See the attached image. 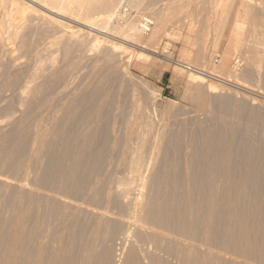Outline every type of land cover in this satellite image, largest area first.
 I'll return each instance as SVG.
<instances>
[{
    "label": "rangeland",
    "instance_id": "1",
    "mask_svg": "<svg viewBox=\"0 0 264 264\" xmlns=\"http://www.w3.org/2000/svg\"><path fill=\"white\" fill-rule=\"evenodd\" d=\"M144 1L145 0H142L139 4L140 6L138 5V8H135L136 5L132 4L131 0H117L118 4H116V8L114 7L112 10L117 12L115 13V18H113L114 20H111L113 23L110 22L109 27L107 28L102 27L94 30L81 25V20L72 15H68V18L65 17L66 19L64 17H56L60 19L62 18V20L59 19V25L57 21L52 19V16H46V22L45 18V20L40 21L35 18H30L29 15H26L27 13L17 15L14 18L15 22L12 26L14 29H12L9 28V25H11L10 22L6 23V20L8 19L5 10L8 6H6L5 3L0 7V25L4 22V25L1 26L2 28L0 27V30L2 29L1 32L3 30L5 33L7 32L6 34L0 32V35L2 36H0V39L3 38L0 40V42H2V44H0V46L2 45L0 47V64L4 63V65H0L3 69V71L0 69V78H2L0 85L2 86L4 79L6 80V84H3V88L1 89L0 87V92L3 90L7 91L6 94L3 91V95L0 93V96L3 97L0 98V230L4 229L12 234L13 231L19 227L18 221L22 212L25 209L36 208L39 203H47L49 212H56L55 214L58 215L57 217H60L63 215L61 211L65 213L71 212L70 210V212L67 211V206L70 205L69 208L72 207V211H75V208L73 207H75L74 205H78L81 208L79 210L83 211L85 207L88 208L90 205L88 203L91 201V204H96L95 206L100 202V207L107 204L109 209L110 207L113 209L112 206H114L115 203V211H113L119 217L122 215L120 217L122 219H119V217L116 219L117 216L112 217L113 220L115 219L114 221L118 222L120 225L121 231L123 230L124 232L125 228L127 229L128 224L130 223L128 220L135 214V201L133 200L135 199L136 194L143 189L140 187L141 185L144 187L146 186L145 190L147 194L152 193L154 196L156 195V192H153L152 189L155 188L154 186L158 187L159 183L161 184L159 186L164 188V190L168 187L166 189L167 191L165 190L168 194L167 196L175 195L173 192L182 188V196H187L186 194H183V192L189 190L190 192L198 191L193 199L201 200L202 198H208L207 191L212 189L211 191L214 190L213 193L219 192L225 185L223 183L225 181L223 177H225L226 174L224 173L226 171L224 157L227 158L228 167L231 169L230 178L233 186L242 190L241 195L237 194L238 196L236 197V200L240 199L241 202H245V204L250 206H248L249 210L251 208V212L246 211L248 217L245 218L249 219L248 223H260V225H257L258 227L264 225V46L262 48V32L264 33V3L262 2H264V0H245L246 2L244 0H225L223 3L214 2L213 4L211 0H204L200 3L193 2L190 4H180V6H175L172 9L166 6H161L162 4L157 2L160 0H151L152 3L156 2V5L152 4L150 0H147L150 4H147L145 3L147 1ZM125 4L127 5L125 6ZM128 4L131 5L129 6ZM117 5H119V8H117ZM124 7L127 10L124 9ZM123 13H127V15ZM159 17L165 19V25L155 37L150 38L152 36H148L150 33L148 32L142 36L143 39H140L142 41L138 40L136 43H127V40L124 39L125 32L128 28L135 25L138 26L140 21H143L145 18H151V20L156 23L160 19ZM141 18L144 19L142 20ZM122 19L125 22H123ZM28 20L29 22H32L31 25ZM61 21H63L64 24L63 22L61 23ZM45 23L49 24H46L48 26V32L45 30ZM50 24L53 25L52 28L55 26L54 29L51 28ZM61 24H63L62 28H60ZM56 25L59 26V28ZM110 26H114V28H111ZM153 27L154 24L152 28ZM26 28H29L28 31H25L27 30ZM34 28L37 29L31 30ZM40 28L42 29L40 30ZM29 30L32 31L30 37L34 32L36 34L34 37L32 36V38H29V42L30 39H32L30 42L31 44H28L27 39H25L26 41L23 40L25 37L24 32H27L28 35L30 33ZM81 30L83 32H80ZM83 34L85 35L83 36ZM48 36L53 39H50ZM28 37L29 35L25 38ZM35 37L39 40H36ZM62 37L65 39L68 38L66 39L68 42L65 39H62ZM21 38L23 39L21 40ZM48 38L50 40H47ZM97 38L101 39H99L100 43L96 48H93V45L95 44L94 40H97ZM19 39L20 43L22 41L23 44H27L26 46L29 45L26 48H31L33 51L30 49L26 50L25 47L21 48L23 46L21 44L17 46ZM34 39L37 42H32ZM79 39L80 41H78ZM4 40L8 43H5ZM84 40L86 41L84 42ZM38 41L43 43L41 44V42L39 43ZM57 41L59 43H57ZM64 41H66V44ZM75 41H77L78 44H74ZM82 41L86 45L83 43L81 44ZM60 43H62L63 46L60 45ZM67 44L71 47L67 48L68 51L66 49L68 46ZM72 44L75 45V47L71 46ZM46 45H48L47 49L51 51H49L50 53L47 52ZM58 45L61 49L64 47L63 49L65 51L63 49L59 51L60 48ZM39 46L44 50L43 55L41 54L43 51L38 48ZM17 47L24 51L26 50V53L23 52V50H19V48V51H17ZM3 48L8 51H5ZM76 49L78 52L75 51ZM54 50L56 51L54 52ZM27 51H31L32 53H30L31 55L33 54V57L28 55L30 53H27ZM2 52L3 56L1 55ZM11 52L14 53L12 54ZM16 52L18 54H16ZM38 52L41 53L39 54ZM26 54L32 58L30 59ZM18 55L20 56L18 57ZM44 55L46 56L44 57ZM1 58H3V60L5 58L6 62L2 61ZM14 58L17 59V61H14ZM32 60L34 62H32ZM35 60L41 61H37L36 64ZM27 62H30L32 65ZM5 63L12 66L8 67ZM41 63L43 67L40 66ZM44 66H47L45 68L49 70H45ZM6 67H8V69ZM61 67H65L64 70ZM53 69H55L54 71H57L53 72ZM65 69L68 70L65 71ZM61 71L65 73L61 74ZM200 71H204L207 74L203 75ZM3 72L5 74L7 72L10 74L8 79L2 75ZM48 72H53L52 75H54L51 76V78H57L58 76L59 79L48 78L47 74L51 75ZM59 72L60 74L57 75ZM13 74L16 80H14L12 76ZM27 74H29V77ZM40 77L46 78V80L42 78L44 79V83H42V80H39L41 79ZM48 79L49 83L47 84L46 82H48ZM15 81L16 83L13 84ZM10 82H12L11 84L13 85H11ZM38 82H41V84L44 85H41ZM56 82L58 83L55 84ZM17 83H19V85ZM33 83H35V85L38 83L41 87L39 88L37 86L38 84L34 87ZM45 83L47 85H45ZM48 85H51L50 88H47ZM27 87H34V89H27ZM53 87L56 89L54 90ZM35 88L38 89V91ZM41 88L44 89L41 91L43 99H41V95L38 93ZM27 90H31L30 92L32 93L29 92L30 94H28ZM246 90L248 92H246ZM21 91L23 93H21ZM34 91L38 93L39 96H36ZM60 91L62 93H60ZM19 94H22L23 96ZM31 94H35L33 95V100L35 101L31 100L33 97ZM29 95H31V99L29 98L30 100L28 99V97H30ZM20 96H22V98H20ZM6 97L8 98L6 99ZM48 97L51 98L52 101ZM26 99L27 102L25 101ZM51 102L53 105H51ZM40 103H43V105H39ZM44 106L47 107L45 108ZM68 116H71L72 118L69 117L70 119H68ZM88 119L89 121L87 122ZM95 122L97 123L93 126ZM76 127H78L79 130ZM85 127H87L89 131L87 128L84 130ZM112 127H115L117 130L115 128V130H113ZM130 127H132L133 130L132 128L130 129ZM136 127L138 129H136ZM49 128L50 130L48 131ZM134 129L137 130V133ZM23 131L24 134H22ZM85 132L88 133L86 134L87 137L84 136L85 134L83 135ZM133 133L137 135L135 136ZM89 134H91L92 137H89ZM23 135L24 137H21ZM25 135L27 136V140L25 139ZM89 139H92V141ZM127 139H134L136 142ZM127 141L132 144V147L130 144L129 146L126 145L128 149L133 148L132 150L130 149L131 152L130 150L126 152L128 150L125 149ZM14 142H18L20 145L18 146V144ZM13 144L14 146L16 144L18 148L14 146L12 147ZM86 144L87 146L91 144L90 148L88 146V148L91 149L90 151L89 149H86ZM83 149L86 152L88 151V153H85ZM12 150L16 154L17 150L22 151H19L18 155H16L13 154ZM143 150L144 152H141ZM4 153H6L7 157ZM79 153L81 154L79 155ZM144 153L146 154L145 156ZM87 154L90 155V158ZM142 154L143 156H141ZM11 155H15L13 157L17 158L15 159ZM2 156H4L5 159ZM23 156H25V158ZM79 156H81L83 161L81 158L77 159ZM8 157L11 159H8ZM22 157L25 161L21 160ZM140 157H142V167H146V169H142V171L145 170L143 173L144 185L143 182H141L142 177L140 176H137L136 178H140L139 180L134 181L136 175L132 172L134 170L130 169L131 167L134 168V164ZM144 157L147 158V160H144ZM84 159H87L88 161L86 160V162ZM89 159L93 160L90 162ZM128 159L132 161L130 162ZM56 162L57 164H55ZM85 162L92 166L88 167V164L86 166ZM130 163L134 164L132 165ZM143 163H147L146 166H143ZM2 164H5L3 165L5 166V169ZM13 164L21 165L15 167V170H19L14 171ZM148 164L152 165L149 167ZM66 165L68 167H66ZM82 165H84L82 168L85 170H81L82 168L80 167ZM60 166L64 167L62 169L65 173ZM86 167L88 170L90 168L92 173L90 171L89 173L87 170L89 173L87 175ZM67 168L69 169L67 170ZM71 168H74L73 170L76 171L77 174L72 173L74 171H72ZM93 169H97V172ZM149 170H151L152 173L151 177L148 172ZM51 171H53V173H51ZM67 171L71 172H69V174L71 177L73 176V178L68 175ZM15 172L19 173L16 174ZM78 172L80 175L77 177H79V180L82 179L83 181H80L84 183H81L77 179L76 175L79 174ZM83 172H86V174ZM147 172L149 175H147ZM63 173L67 175L65 176ZM49 174L52 176L48 177ZM154 175L156 178L158 177L157 180L154 178ZM163 175L166 179L161 177ZM74 176L77 184L76 181L74 182ZM80 176L83 177L81 178ZM57 177H59V180H57ZM60 178L65 179V182H68V180L71 179V183L73 181V185L76 184L74 185L75 190H79L80 192V189L83 187L84 193L83 191H81V193L78 191L75 192L74 187H72L73 191H71L72 188L70 190V187L72 184L66 182L69 185L67 186V184L63 182V179ZM52 179L53 181L56 180L54 184ZM87 179H91V182ZM130 179L135 183L134 185H132L133 182H131ZM151 179L152 182H150ZM48 180H51V183ZM146 180L150 182V185L154 188L152 187V189H149L151 186L148 187L149 183H146ZM60 181L62 182L60 183ZM98 181L100 184L97 183ZM116 181L118 183H116ZM48 182L50 183L49 185H47ZM154 182H156V184ZM124 183L125 186H128L125 187ZM166 183H168V185ZM52 184L54 187L50 186ZM59 184H63L65 188L59 186ZM78 184H83L84 186L80 185L81 187L79 189ZM101 184L104 185L105 190ZM118 184L120 188L117 189V187H114L115 190H113L112 187ZM98 185H101L100 187L103 188V191L102 188L97 187L96 189L98 190L100 188V190H95L96 193L99 192L98 194H95V191H92V188ZM162 185L165 187H162ZM122 187H133L134 191H132V195L123 194L125 199L122 195H118L121 191H118V193H116L117 195H114V191L117 192V190L125 189H122ZM107 188H112L111 190H113L112 195L114 197L113 199H115L114 201L110 197V189L108 190ZM156 188L154 190H156ZM169 188L172 190H168ZM106 190L109 191V195ZM145 190L143 189L144 192ZM101 191L106 192L103 194ZM63 192H65L67 196H65ZM88 192H90L89 199L87 198ZM91 192L95 195V198ZM76 193H79L80 195H77ZM85 193L86 196H84ZM133 194H135V197ZM15 195H18V197ZM76 195L78 198H81L80 196H82L81 199L84 201H81V199L77 200L78 198ZM103 195L104 198H101ZM152 195L150 194L149 196ZM211 195L212 194H210V197H212ZM13 196L16 197L17 200ZM70 196H75L74 199L72 198V202ZM115 196H119V198L117 197L116 199ZM90 197L94 198V203L92 202L93 198L90 200ZM53 199L56 201L54 200V202H52ZM104 199H108L107 202L111 199L112 201L109 202V204L111 203L112 205H109L107 202L103 205ZM118 199L121 201L120 203H118L119 201H116ZM73 201L81 203L89 202H87L85 206L81 203L79 205L78 202L74 204ZM96 201L97 203H95ZM122 201H127V204ZM9 202L13 205L9 204ZM65 203H68V205ZM128 203L130 206H128ZM94 205L92 207H95ZM92 207L90 205L88 209L94 211L95 209H92ZM58 209L61 211L59 212ZM88 209L85 210L86 214L90 213V210ZM252 210L255 211L256 214ZM96 211L98 210H95L94 213L92 212L93 215L90 213V217L87 215L88 219H97V215H94L96 214ZM222 211L221 214H223ZM98 213L101 212L99 211ZM129 213L131 214L129 215ZM202 213L198 216V219L203 215ZM125 216H129V218L127 217L126 219ZM248 219H246V222ZM120 221H122V223ZM252 224H250V226ZM256 224L257 223H255V225ZM257 226L253 227L257 228ZM57 229L58 226L53 227V231H57ZM66 234L67 232H65V236ZM262 234L264 235V233Z\"/></svg>",
    "mask_w": 264,
    "mask_h": 264
},
{
    "label": "bare ground",
    "instance_id": "2",
    "mask_svg": "<svg viewBox=\"0 0 264 264\" xmlns=\"http://www.w3.org/2000/svg\"><path fill=\"white\" fill-rule=\"evenodd\" d=\"M142 0H131V3L136 5L135 8H138V5L141 3ZM147 1V0H145ZM144 1V2H145ZM151 1V0H150ZM204 0H160V1H157V2H160V4H162L161 6H166V7H169V8H173L175 6H180L183 5V4H186V3H196V2H203ZM210 1V0H209ZM225 0H211L212 4L214 2H222ZM238 1V0H237ZM243 1V0H242ZM245 1V0H244ZM248 1V0H247ZM125 2V1H124ZM210 2V3H211ZM241 2V1H240ZM239 2V3H240ZM246 2V1H245ZM6 3V4H5ZM119 3V1H118ZM117 3V0H0V7H2L4 4L6 6H8V8L5 10V13H6V17L8 20H6V23H9L11 25H9V28H12L15 20L14 18L17 16V15H23V14H26V15H29L30 18H35L37 20H45L46 19V16H52V19H54L55 21L60 22V20H62V18L64 17H67L68 18V15H72V16H75V17H78L81 21V25H84L86 27H89V28H92L93 30L94 29H98V28H107L109 27V24L110 22H112L111 20H114L113 18H115V13L117 12H114L112 11L114 9V7L116 6ZM122 3V2H121ZM130 3V1H129ZM143 3V2H142ZM147 4H150L147 2H145ZM152 3V1H151ZM156 3V2H155ZM155 3H152V4H155ZM227 3V2H226ZM243 3V2H242ZM264 3V2H262ZM124 4V3H123ZM151 4V5H152ZM158 4V3H157ZM120 5V4H119ZM119 5H117L119 8ZM127 4H125L126 6ZM129 5V4H128ZM131 5V4H130ZM129 5V6H130ZM146 5V4H144ZM156 5V4H155ZM215 5V4H214ZM128 6V7H129ZM140 6V5H139ZM242 6V5H241ZM121 7V5H120ZM133 7V6H132ZM165 7V8H166ZM4 8V7H3ZM116 8V7H115ZM131 8V7H130ZM124 9H126L124 7ZM264 9V7H263ZM116 10V9H115ZM118 10V9H117ZM121 10V8H120ZM127 10V9H126ZM130 10V9H129ZM2 11V10H1ZM124 11V10H123ZM132 11V10H131ZM125 12V11H124ZM127 12V11H126ZM1 13V12H0ZM4 14V13H3ZM123 14H126L127 13H123ZM117 15V14H116ZM125 15V16H126ZM162 15V14H161ZM129 16V15H128ZM163 16V15H162ZM5 17V16H4ZM5 17V18H6ZM24 17V16H23ZM26 17V16H25ZM56 17H62L61 19L60 18H56ZM71 17V16H70ZM165 17V16H164ZM167 17V16H166ZM22 18V17H20ZM28 18V17H26ZM25 18V19H26ZM45 18V19H44ZM72 18V17H71ZM119 18V17H117ZM126 18V17H124ZM123 18V19H124ZM128 18V17H127ZM160 18V17H159ZM29 19V18H28ZM60 19V20H59ZM66 19V18H65ZM64 19V20H65ZM121 19V18H120ZM122 19V21H123ZM142 19V18H141ZM144 19V18H143ZM142 19V20H143ZM153 19V18H152ZM1 20V18H0ZM4 20V19H3ZM2 20V21H3ZM19 20V18H18ZM27 20V19H26ZM50 20V19H49ZM59 20V21H58ZM126 20V19H125ZM33 21V20H32ZM36 21V20H34ZM52 21V20H51ZM68 21V20H67ZM140 21V20H139ZM153 21V20H152ZM167 21V20H166ZM29 22V20H28ZM45 22V21H44ZM43 22V23H44ZM46 22H47V19H46ZM55 22V23H57ZM63 21H61L62 23ZM125 22V21H123ZM142 21H140V24L138 26H132L130 28H128L125 32V35H124V39L127 40V43H136L138 40H140L142 38L143 35L147 34L145 32V30L149 31L150 33L148 34V36H152L150 38H153L155 37L159 31L163 28V26L165 25V19L163 18H160L158 20V22L156 23H153L154 24V27L153 28H147L143 23H141ZM4 23V22H3ZM3 23H1L0 27L2 25H4ZM20 23V22H19ZM30 25L32 24V22L30 21L29 22ZM40 23V22H38ZM49 23V22H48ZM48 23H45L44 24V27H45V30H47L48 32V26L46 24ZM51 23V22H50ZM53 23V22H52ZM67 23V22H65ZM113 23V22H112ZM111 23V24H112ZM37 24V23H36ZM42 24V23H41ZM64 24V22H63ZM63 24H61V27L63 26ZM124 24V23H123ZM126 24V23H125ZM236 24V23H235ZM34 25V24H33ZM40 25V24H39ZM47 26V29H46V26ZM49 25V24H48ZM51 25V24H50ZM55 25V24H54ZM60 25V24H59ZM67 25V24H66ZM65 25V27H66ZM129 25V24H128ZM126 25V26H128ZM19 26V24H18ZM23 26V25H22ZM27 26V25H26ZM42 26V25H40ZM53 25H51V28H52ZM57 26V25H56ZM29 27V26H28ZM35 27V26H34ZM43 27V28H44ZM55 27V26H54ZM54 27L52 29H54ZM59 28V26H57ZM56 27V28H57ZM111 27V26H110ZM114 28V26H112ZM111 27V28H112ZM129 27V26H128ZM2 28V27H1ZM25 28V27H24ZM31 28V27H29ZM28 28V29H29ZM33 28V27H32ZM117 28V27H116ZM14 29V28H12ZM27 29V28H26ZM25 30V31H28ZM37 29V28H36ZM35 28L34 29H31V30H36ZM42 28H40L41 30ZM51 29V30H52ZM79 29V28H78ZM238 29V28H237ZM236 29V30H237ZM2 30V29H1ZM0 30V32H1ZM6 30V29H5ZM10 30V29H9ZM21 30V29H20ZM23 30V29H22ZM29 30V37L28 38H25L27 37V32L25 34V37L24 39L21 38V40H25L27 39L28 40V44L31 42L32 39H30V42H29V38H32V36L34 37L35 32L34 34L30 37V34H32V31ZM44 30V29H43ZM234 30V29H233ZM7 31V30H6ZM19 31V30H18ZM98 31V30H97ZM238 31V30H237ZM4 30L1 32L3 33ZM14 32V30H13ZM46 32V33H47ZM50 32V30H49ZM80 32H83L82 30ZM188 32V31H187ZM5 33V32H4ZM7 33V32H6ZM5 33V34H6ZM9 33V32H8ZM19 33V32H18ZM42 33V32H40ZM45 33V34H46ZM77 33V32H76ZM44 34V32H43ZM189 34V33H188ZM8 35V34H7ZM6 35V36H7ZM15 35H16V31H15ZM22 35V33H21ZM41 35V34H40ZM82 35V34H80ZM85 34H83L84 36ZM1 36V35H0ZM5 36V35H4ZM12 36V35H11ZM14 36V35H13ZM18 36V35H17ZM50 36V35H49ZM48 36V37H49ZM236 36V35H235ZM2 37V36H1ZM23 37V36H22ZM37 37V36H36ZM35 37V39H36ZM47 37V35H46ZM76 37H79V36H76ZM97 37V36H96ZM20 38V37H19ZM50 38V37H49ZM47 39V40H50V39H53V38H50V39ZM72 38V37H71ZM81 38V37H80ZM3 38H1L0 40H2ZM5 39V38H4ZM34 39V40H35ZM62 39H65L62 37ZM61 39V40H62ZM68 39V38H66ZM65 39V40H66ZM70 39V37H69ZM78 39V38H77ZM82 39V38H81ZM87 39V38H85ZM100 38H97V40L95 39V44L93 45V48H96L98 46V44L100 43L99 41ZM143 39V38H142ZM148 39V38H147ZM13 40V39H12ZM16 40V38H15ZM32 41V42H37L36 40H39V39H36L35 41ZM72 40H75V39H72ZM101 40V39H100ZM26 41V40H25ZM44 41V40H43ZM63 41V40H62ZM68 42V40H66ZM66 41L65 44H66ZM80 41V39L78 40ZM86 40H84L85 42ZM142 41V40H140ZM145 41V40H144ZM190 41V40H189ZM4 42L6 43L7 41L4 40ZM3 42V43H4ZM15 42V41H14ZM18 42V41H17ZM39 42V41H38ZM41 42V41H40ZM39 42V43H40ZM48 42V41H47ZM54 42V41H53ZM61 42V41H60ZM102 42V41H101ZM8 43V42H7ZM26 43V42H25ZM38 43V45H39ZM43 42H41L42 44ZM46 43V42H45ZM44 43V44H45ZM50 43V42H49ZM56 43V41H55ZM57 43H59L57 41ZM70 43V42H69ZM73 43V42H71ZM77 43V41L74 42V44ZM83 43V41L81 42V44ZM188 43V42H187ZM0 44H2V42H0ZM19 44L23 45L21 48H26L28 46H26L25 44H23V42L21 41L20 43V39H19V43L17 46H19ZM31 44V43H30ZM34 44V43H33ZM32 44V45H33ZM36 44V43H35ZM47 44V43H46ZM51 44H54V43H51ZM50 44V46H51ZM78 44V43H77ZM76 44V45H77ZM85 44V43H83ZM88 44V42H87ZM10 45V44H9ZM15 45V44H14ZM20 45V46H21ZM56 45V44H55ZM60 45H62V43H60ZM68 45V44H67ZM66 45V46H67ZM86 45V44H85ZM2 46V45H1ZM0 46V47H1ZM46 49L48 48V45H46ZM57 46V45H56ZM59 46V45H58ZM63 46V45H62ZM70 45H68L66 47L67 48H71L69 47ZM71 46H74L75 45H71ZM135 46V45H134ZM190 46V45H189ZM35 47V46H34ZM37 47V45H36ZM35 47V48H36ZM41 46H39L38 48H40ZM78 47V46H77ZM81 47V45H80ZM84 47V46H83ZM137 47V46H136ZM139 47V46H138ZM19 47H17V51L19 50H23V49H20L18 50ZM33 48V47H32ZM43 48V47H42ZM55 48V47H54ZM58 48V47H57ZM59 51L62 50L61 47L59 46ZM2 49V48H1ZM4 49V48H3ZM31 48H26V50H28ZM34 49V48H33ZM41 49V48H40ZM45 49V48H43ZM53 49V48H52ZM5 50V49H4ZM7 50V49H6ZM5 50V51H6ZM25 50V51H26ZM42 50V49H41ZM40 50V51H41ZM49 52L50 50L47 49ZM57 50V49H56ZM54 50V52L56 51ZM64 50V49H63ZM70 50V49H69ZM72 50V49H71ZM8 51V50H7ZM23 50V52H25ZM33 51V50H31ZM30 51V52H31ZM35 51V50H34ZM39 51V49H38ZM43 52L41 53L43 55L44 53V50H42ZM46 51V50H45ZM53 51V50H52ZM65 51V50H64ZM68 51V49H67ZM77 51V49L75 50ZM81 51V50H80ZM4 52V51H3ZM3 52H2V56H3ZM10 52V51H9ZM29 51H27V53H30ZM37 52V50H36ZM51 52V51H50ZM49 52V53H50ZM58 52V51H57ZM78 52V51H77ZM12 54L14 52H11ZM10 53V54H11ZM26 53V52H25ZM24 53V54H25ZM32 53V52H31ZM28 54V55H31ZM39 53V52H38ZM39 53V54H40ZM46 53V52H45ZM7 54V52H6ZM5 54V56H6ZM9 54V53H8ZM16 54H18L16 52ZM27 55V54H26ZM27 55V56H28ZM52 55V54H51ZM9 56V55H8ZM12 56V55H10ZM20 55H18L19 57ZM22 56H23V53H22ZM33 57V54L31 55ZM38 56V55H37ZM46 55H44L45 57ZM67 56V55H66ZM1 57V56H0ZM16 57V56H15ZM30 57V56H28ZM30 57V59L32 58ZM50 57V56H49ZM69 57V56H68ZM6 58V57H5ZM3 60V58H1L2 61L6 62V59L9 60L8 58H6ZM12 58V57H11ZM22 58V57H20ZM26 58V57H25ZM36 58V57H35ZM43 58V57H41ZM67 58V57H66ZM85 58V57H84ZM13 59V58H12ZM23 59V58H22ZM37 59V58H36ZM40 59V57H39ZM17 61V59L14 58V61ZM20 60V59H19ZM47 60V59H46ZM64 60V59H63ZM83 60V59H82ZM13 61V60H12ZM27 61V60H26ZM38 61V60H37ZM37 61L35 60V63L37 64ZM41 61V60H39ZM38 61V62H39ZM112 61V60H111ZM8 62V61H7ZM10 62V61H9ZM31 62V61H30ZM30 62H27L28 64ZM32 62H34L32 60ZM46 62V61H45ZM62 62V61H61ZM1 63V61H0ZM3 63V62H2ZM13 63V62H12ZM18 63V62H16ZM34 63V64H35ZM43 63V62H42ZM42 66L43 67V65ZM57 63V62H55ZM65 63V62H64ZM63 63V64H64ZM112 63V62H110ZM240 63V62H239ZM256 63V62H255ZM6 64V63H5ZM11 64V62H10ZM31 64V63H30ZM70 64V63H69ZM72 64V63H71ZM113 64V63H112ZM1 66L4 65L3 64H0ZM8 65V64H6ZM5 65V66H6ZM16 65V64H15ZM27 65V64H26ZM32 65V64H31ZM66 65H67V62H66ZM0 66V69H2ZM3 66V67H5ZM12 65H8V67H11ZM20 66V65H19ZM30 66V65H29ZM35 66V65H34ZM33 66V67H34ZM65 66V65H64ZM72 66V65H71ZM70 66V67H71ZM8 67H6L8 69ZM27 67V66H26ZM38 67V66H37ZM47 67V66H44V68ZM56 67V66H54ZM50 68V67H49ZM64 68L65 67H61ZM67 68V66H66ZM69 68V67H68ZM6 69V70H7ZM19 69V68H18ZM30 69V68H29ZM5 70V71H6ZM11 70V68H10ZM14 70V69H13ZM24 70V69H23ZM31 70V69H30ZM36 70V69H35ZM33 70V71H35ZM40 70V69H39ZM43 70V69H42ZM45 70H49V69H46ZM55 69H53L52 71L53 72H56L54 71ZM59 70V69H58ZM68 70V69H67ZM65 69V71H67ZM70 70V69H69ZM3 71V69H2ZM18 71V70H17ZM25 71V70H24ZM44 71V70H43ZM26 72V71H25ZM52 72V73H53ZM2 73V72H1ZM8 73V72H7ZM5 74L3 72V76L4 77H8L10 76V74ZM17 73V72H16ZM19 73V72H18ZM27 73V72H26ZM30 73V72H28ZM37 73V72H36ZM42 73V72H41ZM40 73V74H41ZM45 73V71H44ZM49 73V72H48ZM52 73L50 72L49 74L51 75H48V78L52 75ZM64 74L65 72H62L61 71V74ZM5 74V75H4ZM43 74V73H42ZM60 72L57 74L59 75ZM68 74V72H67ZM1 75V74H0ZM8 75V76H6ZM25 75V74H24ZM29 74H27L28 76ZM70 75V74H69ZM13 78H14V74L12 75ZM34 76V75H33ZM32 76V77H33ZM39 76V75H38ZM42 76V75H41ZM45 76V75H44ZM1 77V76H0ZM3 77V79H4ZM16 77V76H15ZM29 77V76H28ZM27 77V78H28ZM31 77V78H32ZM37 77V76H36ZM55 77V76H54ZM63 77V75H62ZM18 78V77H16ZM23 78V77H22ZM41 79L39 80H42V83H44V79L46 80L45 77H40ZM44 78V79H42ZM53 78V77H52ZM51 78V79H52ZM56 78V77H55ZM53 78V79H55ZM11 80H13L12 78H10ZM30 79V78H29ZM56 79H59L58 76ZM67 79V78H66ZM1 80L2 78H0V83H1ZM14 80H16L14 78ZM19 80V79H18ZM25 80V79H24ZM33 80V79H32ZM37 80V78H36ZM5 81V83H4ZM3 83H2V86L0 85L1 89L3 88V84L5 85L6 84V80L4 79ZM9 81V80H8ZM7 81V83H8ZM35 81V80H34ZM38 81V80H37ZM62 81V80H60ZM59 81V83H60ZM227 81V80H226ZM233 81V80H232ZM240 81V80H239ZM24 82V81H23ZM22 82V84H23ZM31 82V81H30ZM52 82V81H50ZM69 82V81H68ZM12 82H10L11 84ZM16 83L13 82V84ZM41 84V82H38ZM36 83V85L38 84ZM47 84L49 83V79H48V82H46ZM45 83V85H47ZM54 83V82H53ZM58 82H56L55 84H57ZM62 83V82H61ZM240 83V82H239ZM11 84V85H13ZM19 85V83H17ZM29 84V83H28ZM34 84V87L36 86L35 83ZM52 84V83H51ZM10 85V86H11ZM41 85H44V84H41ZM41 85L39 86V84L37 85L39 88L41 87ZM69 85V84H68ZM239 85V84H238ZM243 85V84H242ZM8 86V84H7ZM27 86V85H26ZM51 85H48L47 88L49 87L50 88ZM53 86V85H52ZM67 86V85H66ZM9 87V86H8ZM19 87V86H18ZM34 87L32 88H28L27 89H34ZM65 87V86H64ZM241 87V86H240ZM17 88V87H16ZM21 88V87H20ZM37 88V87H36ZM35 88V89H36ZM43 88V86H42ZM41 88V89H42ZM243 88V87H242ZM4 89H5V86H4ZM7 89V88H6ZM39 90L38 93H40V97L41 99L42 98V92L44 89L42 90ZM54 89V87H53ZM56 89V88H55ZM54 89V90H55ZM244 89V88H243ZM9 90V89H8ZM17 90V89H16ZM38 91V89H36ZM35 90V91H36ZM60 90V89H59ZM58 90V91H59ZM4 91V90H3ZM2 91V92H3ZM6 91V90H5ZM4 93L6 94L7 91ZM24 91V90H23ZM31 91V90H30ZM27 90L28 94L32 93ZM34 91V93H36ZM57 91V90H56ZM0 92V93H2ZM16 92V91H15ZM26 92V91H25ZM30 92V93H29ZM246 92H248L246 90ZM2 93V95L4 94ZM14 93V91H13ZM21 93H23L21 91ZM38 93H36V96L38 95ZM48 93V92H47ZM51 93V92H50ZM54 93V92H53ZM60 93H62L60 91ZM27 94V93H26ZM45 94V93H43ZM19 95H22V94H19ZM32 95V94H31ZM31 95H29L30 97H28V99L30 98L31 99ZM35 95V94H33ZM32 95V96H33ZM47 95V94H46ZM55 95V94H54ZM52 95V96H54ZM59 95V94H58ZM6 96V95H5ZM23 96V95H22ZM22 96H20V98H22ZM39 96V95H38ZM47 97V96H45ZM50 97V96H49ZM48 97V98H49ZM0 98H3L0 96ZM8 97H6L7 99ZM25 99V97H24ZM29 99V100H30ZM34 99V96L32 97V101H35L33 100ZM38 99V98H37ZM51 99V98H49ZM40 100V98H39ZM45 100V99H44ZM27 102V99L25 100ZM30 101V102H32ZM37 101V100H36ZM52 101V99H51ZM4 102V101H3ZM29 102V101H28ZM46 102V101H45ZM44 102V104H45ZM48 103V102H47ZM52 103V102H51ZM2 104V103H1ZM34 104V102H33ZM43 105V103H40L39 105ZM30 105V104H29ZM38 105V106H39ZM53 105V103L51 104ZM31 106V105H30ZM48 106V104H47ZM46 106V107H47ZM50 106V104H49ZM33 107V106H32ZM30 107V108H32ZM45 107V106H44ZM45 107V108H46ZM60 107V106H59ZM40 108V107H39ZM44 108V109H45ZM38 109V107H37ZM49 109V108H48ZM54 109V108H53ZM60 109V108H59ZM64 109V108H63ZM43 110V109H42ZM52 110V109H51ZM62 110V109H61ZM60 111V110H59ZM68 111V110H67ZM70 111V110H69ZM43 112V111H42ZM41 112V113H42ZM49 112V111H48ZM51 112V111H50ZM56 112V111H55ZM64 112V111H63ZM44 113V112H43ZM70 113V112H68ZM55 114V113H54ZM58 114V113H57ZM74 114V113H73ZM62 115V113H61ZM150 115V114H149ZM57 116V115H56ZM60 116V115H59ZM72 118L71 116H68V119ZM92 117V116H91ZM93 117H96V116H93ZM58 118V117H57ZM60 118V117H59ZM75 118V117H74ZM73 118V120H74ZM27 119V118H25ZM61 119V118H60ZM147 120V119H146ZM149 120V119H148ZM26 121V120H25ZM89 121V119L87 120V122ZM152 121V120H151ZM155 121V120H154ZM135 122V121H134ZM145 122V121H144ZM91 123V122H90ZM89 123V124H90ZM97 122H95L93 124V126L96 124ZM115 123V122H114ZM85 124V123H83ZM82 124V125H83ZM134 124V123H133ZM78 125V124H77ZM113 125V124H112ZM135 125V124H134ZM137 125V124H136ZM141 125V124H140ZM115 126V124H114ZM133 126V125H132ZM80 127V125H79ZM84 127V126H83ZM82 127V129H83ZM92 127V126H91ZM116 127V126H115ZM115 127H112L113 130H115L116 128ZM138 127V126H137ZM136 127V129H138ZM47 128V127H46ZM78 128V127H76ZM87 127L84 128V130L86 129ZM115 128V129H114ZM132 127H130L131 129ZM41 129V128H40ZM64 129V128H63ZM81 129V128H80ZM81 129V130H82ZM129 129V130H130ZM134 129L137 133V130ZM50 130V128L48 129V131ZM65 130V129H64ZM79 130V128H78ZM88 130V128H87ZM92 130V129H91ZM117 130V129H116ZM128 130V131H129ZM133 130V128H132ZM131 130V131H132ZM89 131V130H88ZM130 131V132H131ZM134 131V132H135ZM45 132V131H43ZM78 132V131H77ZM84 132V131H83ZM115 132V131H114ZM129 132V133H130ZM26 133V132H25ZM80 133V131H79ZM128 133V132H127ZM20 134V133H18ZM22 134H24V131L22 132ZM81 134V133H80ZM85 134V135H84ZM86 134H88L87 132L83 133L84 136H86ZM92 134V133H91ZM89 134V137H92V135ZM132 134V133H130ZM135 136L137 134L133 133ZM140 134V133H138ZM42 135V134H41ZM134 136V137H135ZM21 137H24L21 136ZM19 137V138H21ZM25 139L27 140V136L25 135ZM87 137V136H86ZM88 137V138H89ZM129 137V136H128ZM127 137V138H128ZM133 137V136H132ZM139 137V136H138ZM16 138V137H15ZM39 138V137H38ZM37 138V140H38ZM126 138V137H125ZM131 138V137H130ZM18 139V138H17ZM136 139V138H135ZM25 140V142H26ZM92 141V139H89ZM127 140H131V139H127ZM134 140V139H132ZM131 140V141H132ZM16 141V140H15ZM126 141V140H125ZM135 141V140H134ZM142 141V139H141ZM148 141V140H147ZM24 142V141H23ZM133 142V141H132ZM136 142V141H135ZM137 142H138V139H137ZM14 143H17L18 142H14ZM91 143V142H89ZM88 143V144H89ZM112 143V142H111ZM128 143V144H127ZM130 142H126L125 144V147L126 145L129 146ZM136 144V143H134ZM150 144V143H149ZM20 144H18L19 146ZM22 145V144H21ZM62 145V144H61ZM109 145V143H108ZM111 145V144H110ZM124 145V143H123ZM132 144H130L131 146ZM14 146V144L12 145V147ZM84 146V145H83ZM87 146V144L85 145ZM89 148L91 146L88 145ZM88 146L86 147V149H89ZM16 148H18L15 144ZM60 147V146H59ZM116 147V146H115ZM124 147V148H125ZM132 147V146H131ZM136 147V146H135ZM15 148V149H16ZM24 148V147H23ZM62 148V147H61ZM138 148V147H137ZM3 149V148H2ZM1 149V150H2ZM21 149V147H20ZM60 149V148H59ZM85 149V148H84ZM83 149V151L85 153H88V151L86 152L85 150ZM116 149V148H115ZM126 150L128 149V147L125 148ZM124 149V150H125ZM131 149V148H130ZM130 149H128L126 152H128ZM133 149V148H132ZM131 149V150H132ZM135 149V148H134ZM145 149V147H144ZM14 150V149H13ZM12 150V152H13ZM82 150V149H81ZM91 149H89L90 151ZM113 150V149H112ZM117 150V149H116ZM123 150V152H124ZM130 150V152H131ZM137 150V149H136ZM10 151V149H9ZM8 151V152H9ZM20 151V150H19ZM18 150L16 151L17 154L15 152H13V154H16L18 155ZM22 151V150H21ZM20 151V152H21ZM1 152V151H0ZM3 152V151H2ZM7 152V153H8ZM24 152V151H23ZM22 152V154H23ZM109 152V151H108ZM125 152V153H126ZM140 152V151H139ZM141 152H144L141 151ZM11 153V151H10ZM61 153V152H60ZM90 153V152H89ZM94 153V152H93ZM147 153V152H146ZM3 154V153H2ZM5 156H6V153H4ZM12 154V153H11ZM63 154V153H62ZM81 153H79L80 155ZM83 154V153H82ZM92 154V153H91ZM95 154V153H94ZM127 154V153H126ZM132 154V153H130ZM141 154V153H140ZM59 155V154H57ZM57 155H56V158H57ZM61 155V154H60ZM65 155V154H63ZM90 158V155L87 154ZM146 154L144 153V156ZM156 155V154H155ZM10 156V155H9ZM12 156V155H11ZM15 156V155H13ZM12 156V157H13ZM20 156V155H19ZM22 156V155H21ZM26 156V155H25ZM25 156H23L25 158ZM78 156V155H77ZM84 156V155H82ZM86 156V157H88ZM95 156V155H93ZM133 156V155H131ZM135 156V155H134ZM138 156V155H137ZM136 156V157H137ZM140 156V155H139ZM143 156V154L141 155ZM148 156V155H147ZM4 157V156H2ZM1 157V158H2ZM7 157V156H6ZM22 157V161H25ZM55 157V156H54ZM64 157V156H63ZM92 157V155H91ZM126 157V156H125ZM130 157V156H129ZM136 157H133V158H136ZM13 158H17V157H13ZM77 158V157H75ZM81 156H79L77 159H80ZM95 158V157H94ZM132 158V157H130ZM142 157L139 158V160L134 164V168H130L134 171L136 175L135 178H134V181L135 180H139L140 178L136 179L137 176L139 177H142L141 179V182H143V185H144V179H143V173L145 172V170L142 171V169H146V167H142ZM155 158V157H154ZM225 161H224V166L226 168V171L224 173L225 174V177L224 178V186H223V189H220L221 191L219 192H214L211 191L212 189H207L209 191H207V196L208 198H202L201 200H196V199H193V197L196 195V193H198V191H194V192H190L189 190H186L185 192H183V194H186L187 196H182V188L179 190L177 189L178 191H174L173 194L175 193V195L173 196H167L168 194L166 193V188L164 190V188H161L158 183V187L157 186H154L156 188V190H154L155 188L153 186L150 185V182H152V179L150 182H148L146 180V183H149L148 187L151 186V188L149 189H152V187L154 189H152L153 192H156V195L154 196V194L152 195V193H150L152 196H149L150 194H147L146 190H145V187L144 186H140L141 188H143L145 190V192L142 190L139 191V193L136 194V197H135V194L134 197L135 199L133 201L134 202V209H135V214L134 216L128 220V222H130L128 224V227L127 229L125 228V231L123 232V230L121 231V228H120V225L118 224V222H115L113 220V217L114 216H117L116 219H118V215H116V213L114 212L115 208V203H114V206L113 209L110 207V210L109 207H107V204L105 206H101L100 207V202H98V205L95 206L94 204H91V199L94 197L95 198V195L93 194V197H90V202L88 204L91 205V207L94 205L95 207H92V209L94 208L95 210H98L96 211L94 214L96 216L97 219L95 220H92V219H88V216L91 215L90 213H94V211H91L90 209H88L90 207V205L87 207H85V209L83 211L79 210L81 209L80 206L78 205H74L75 207V211H72V207L69 208V206H67V211H69L70 213H65L63 211L62 212V216L60 217H57L58 215H56L55 213H52V212H49V208H48V204H43V203H39L37 204L36 208L34 209H25L23 212H22V215L19 217V227L13 231L12 234H10L7 230H4V229H1L0 230V264H264V235L262 233H264V225L258 227L257 225L260 223L258 222H254V224L252 223H248L249 222V219L248 218H245V217H248V215H246V211L248 212H251V208L249 210V205L245 204V202H241L240 199L239 200H236V197L238 196L237 194L241 195L242 193V190L239 189L238 187H234L233 184H232V181H231V178H230V171L231 169L228 167V160L226 157H224ZM5 159V157H4ZM8 159H11L8 157ZM19 159V158H18ZM60 159V158H59ZM82 159V158H81ZM88 159V158H87ZM86 159V160H87ZM141 159V161H140ZM147 160V158L144 157V160ZM54 160V159H53ZM61 160V159H60ZM59 160V161H60ZM76 160V159H74ZM85 160V159H84ZM85 160V161H86ZM90 162L93 160V159H89ZM96 160V159H95ZM100 160V159H98ZM127 160V159H126ZM130 162L132 160L128 159ZM135 160V159H134ZM133 160V161H134ZM7 161V160H6ZM5 161V162H6ZM10 161V160H9ZM8 161V162H9ZM58 161V160H57ZM64 161V160H63ZM83 161V159H82ZM88 161V160H87ZM86 161V162H87ZM151 161V160H149ZM148 161V162H149ZM4 162V160H3ZM11 162V161H10ZM17 162V161H15ZM55 162V161H54ZM61 162V161H60ZM85 162V163H86ZM89 162V163H90ZM94 162V161H93ZM96 162V161H95ZM146 162V161H145ZM165 162V161H164ZM13 163V162H12ZM52 163V162H51ZM59 163V162H58ZM63 163V162H62ZM84 163V164H85ZM129 163V162H128ZM223 163V162H222ZM1 164V162H0ZM10 164V163H8ZM23 164V162H22ZM57 164V162L55 163ZM83 164V163H81ZM88 163H86V166H87ZM93 164V163H91ZM132 164V163H130ZM132 164V165H133ZM147 164V163H146ZM145 163H143V166H146ZM166 164V163H165ZM5 165V164H2V166ZM14 165V164H13ZM12 165V166H13ZM19 165V164H18ZM18 165H14V171L16 170H19V169H16L15 170V167L18 166ZM52 165V164H51ZM74 165V164H73ZM149 167L152 165L148 164ZM154 165V163H153ZM156 165V164H155ZM21 166V165H19ZM70 166V165H69ZM76 166L78 167V165L76 164ZM75 166V167H76ZM84 165H82L80 168H82ZM90 165L88 164V167ZM92 166V165H91ZM90 166V167H91ZM5 166H3L4 168ZM51 167V166H50ZM57 167V166H56ZM61 167V166H60ZM66 167H68L66 165ZM211 167V166H210ZM20 168V167H19ZM58 168V167H57ZM56 168V169H57ZM64 168V167H61V169ZM87 168V167H86ZM96 168V167H95ZM214 168V167H213ZM5 169V168H4ZM60 169V171H61ZM69 168H67L68 170ZM72 169V168H71ZM74 169V168H73ZM72 169V171H74ZM79 169V168H78ZM150 169V168H149ZM216 169V168H215ZM53 170V169H52ZM77 170V168H76ZM81 170H85V169H81ZM88 168L86 169V172H87ZM94 170V169H93ZM97 170V169H96ZM94 170V171H96ZM128 170V169H127ZM153 170V169H152ZM211 170V169H210ZM49 171V170H48ZM59 171V172H60ZM62 171L64 172V170L62 169ZM61 171V172H62ZM71 171V170H70ZM70 171H67L68 172V175L71 177V175L69 174ZM91 172V169L89 168L88 172ZM131 171V170H130ZM154 171V170H153ZM216 171V170H214ZM55 172V171H54ZM76 171L72 172L74 174H77V172L75 173ZM86 172L84 174H86ZM87 172V175L90 173ZM97 172V171H96ZM150 173V177L152 176L151 174V170L148 171ZM147 172V175H149ZM208 172V171H207ZM206 172V173H207ZM213 172V170H212ZM16 173V172H15ZM14 173V175H15ZM19 173V172H17ZM16 173V174H17ZM51 173H53V171H51ZM65 173V172H64ZM63 173V174H64ZM71 173V172H70ZM79 173V172H78ZM92 173V172H91ZM159 173V172H158ZM157 173V174H158ZM210 173V172H209ZM58 174V173H57ZM83 174V175H84ZM146 174V173H145ZM144 174V175H145ZM155 174V175H157ZM215 174V173H214ZM65 175V174H64ZM67 175V174H66ZM65 175V176H66ZM80 173L77 176H79ZM91 175V174H90ZM94 175V174H93ZM132 175V174H131ZM133 175V177H134ZM146 175V176H147ZM154 175V178H156ZM166 175V174H165ZM47 176V175H46ZM52 175L49 174L48 177H51ZM61 176V175H59ZM85 176V175H84ZM159 176V175H158ZM81 177V176H80ZM83 177V176H82ZM81 177V178H82ZM132 177V178H133ZM164 178V175L161 176ZM55 178V177H54ZM59 177H57V180ZM66 178V177H65ZM73 178V176L71 177ZM86 178V177H85ZM89 178V177H88ZM91 178V177H90ZM98 178V177H97ZM153 178V180H154ZM158 178V177H157ZM156 178V180H157ZM160 178V177H159ZM162 178V179H163ZM47 179V178H46ZM51 179V178H50ZM56 179V178H55ZM54 179V180H55ZM60 179H63V178H60ZM77 179L79 180V177H77ZM118 179V178H117ZM120 179V178H119ZM166 179V178H164ZM168 179V178H167ZM65 179H63V182ZM71 180V179H70ZM68 180L67 183H71V181ZM82 180V179H80ZM79 180V181H80ZM88 180V179H87ZM91 180V179H90ZM88 180V181H90ZM123 180V179H122ZM50 183H51V180H48ZM75 176H74V182H75ZM83 181V180H82ZM80 181L81 183H84ZM86 181V179H85ZM104 181V180H102ZM124 181V180H123ZM122 181V183H123ZM129 181V180H128ZM131 182H133L131 179H130ZM129 181V182H130ZM168 181V180H166ZM48 182L47 185H49L50 183ZM52 182L54 184L55 181H53L52 179ZM62 181H60L61 183ZM65 182V183H66ZM91 182V181H90ZM90 182H87V183H90ZM105 182V181H104ZM119 182V180H118ZM116 181V183H118ZM121 182V181H120ZM164 182V180H163ZM170 182V181H169ZM7 183V182H6ZM46 183V182H45ZM59 183V182H58ZM64 183V185H65ZM66 183V184H67ZM69 183V184H70ZM85 183V184H87ZM99 183V181L97 182ZM103 183V182H101ZM109 183V182H107ZM127 183V181H126ZM139 183V182H138ZM156 184V182H154ZM8 184V183H7ZM52 185V187H54ZM71 187H70V190L72 187H74V185L77 184V181H76V184L73 185V181L71 183ZM95 184V183H93ZM100 184V183H99ZM104 184V183H103ZM101 184V185H103ZM112 184V183H111ZM128 184V183H127ZM135 183L133 182L132 185H134ZM142 184V183H140ZM153 184V183H152ZM168 185V183H166ZM171 184V182H170ZM81 185V184H80ZM78 184V188L80 189L81 186H84L83 184L80 186ZM97 185V184H96ZM101 185H98V186H94V188H92L93 190L92 191H95L97 190L96 188L97 187H100ZM110 185V184H109ZM146 185V184H145ZM212 185V184H211ZM57 186V185H56ZM59 186H63L59 184ZM58 186V188H59ZM67 186H69L67 184ZM88 186V185H87ZM107 186V185H106ZM123 186V185H121ZM124 186H125V183H124ZM128 186V185H126ZM125 186V187H126ZM131 186V185H130ZM164 185H162L163 187ZM210 186V185H209ZM64 187V186H63ZM77 187V186H76ZM86 187V186H85ZM112 187V185H111ZM114 187H117V189H119V184L116 185V186H113V190ZM125 187H122V189H124ZM134 187V186H133ZM133 187L132 188H125L124 190H117L114 191L115 194L114 195H117L116 193H118V191H121L120 193H118V195H122L123 197V194L124 195H128L130 194V196L132 195V191L133 190ZM165 187V186H164ZM180 187V186H179ZM65 188V187H64ZM68 188V187H67ZM77 188V189H78ZM89 188V187H88ZM102 188V187H100ZM100 188L98 190H100ZM103 188L105 190V187L103 185ZM103 188H102V191H103ZM112 188H107L108 190L110 189V193L112 195V191L111 190ZM139 188V187H138ZM212 188V187H211ZM91 189V188H90ZM89 189V191H90ZM137 189V188H136ZM147 189V188H146ZM63 190V189H62ZM74 190H75V187H74ZM87 190V189H86ZM97 190V191H98ZM106 190V191H108ZM168 190H172V189H168ZM176 190V189H175ZM73 191V188L72 190ZM79 192V190H75V192ZM83 191L84 193V190H83V187L80 189V192ZM88 191V190H87ZM104 194V192H102ZM136 191V190H135ZM218 191V190H216ZM68 192V191H67ZM66 192V193H67ZM169 192V191H168ZM177 192V193H176ZM72 193V192H71ZM70 193V194H71ZM79 193H76L77 195ZM89 193V194H88ZM87 195H88V199H89V195H90V192H88ZM99 193V192H98ZM96 193L95 191V194H98ZM109 191L107 192V194L109 195L110 194ZM63 194L65 196H67L65 194V192H63ZM68 194V193H67ZM73 194V193H72ZM75 194V193H74ZM91 194V196H92ZM210 194H212L210 197ZM76 195V197L78 198V196ZM80 195V194H79ZM102 195V194H101ZM106 195V194H105ZM111 199L114 201L115 199H113V195L111 196ZM18 197V195H15ZM83 196V194H82ZM82 196H80L82 198ZM84 196H86V193L84 194ZM83 196V197H84ZM14 197V196H13ZM71 197V199H70ZM69 199L71 200L72 202V198L74 199V197L70 196ZM109 197V198H110ZM119 198V196H117ZM117 197L115 196V198L117 199ZM121 197V198H122ZM133 197V198H134ZM16 199V197H14ZM66 198V197H65ZM81 198H78L77 200L81 199ZM86 198V199H87ZM94 198L92 200V202L94 203ZM97 198V196H96ZM99 198V197H98ZM101 198H104V195L103 197L101 196ZM100 198V199H101ZM106 198V197H105ZM108 198V199H109ZM124 198V197H123ZM12 199V198H11ZM107 200L104 199L103 201V205L104 203H106ZM110 199L109 202H111L112 200ZM125 199V198H124ZM131 199V198H130ZM17 200V199H16ZM55 199H53L52 202H54ZM66 200V199H65ZM68 200V199H67ZM69 200V201H70ZM76 200V199H75ZM83 199H81L82 201ZM99 200V199H98ZM97 200V201H98ZM10 201V200H9ZM56 201V200H55ZM84 201V200H83ZM86 201V200H85ZM97 201L95 203H97ZM116 201H119L116 200ZM124 201V200H123ZM122 201V202H123ZM132 201V200H131ZM51 202V203H52ZM74 202V201H73ZM76 202L78 201H75L74 204H76ZM87 202H78V204L80 205L81 204H87ZM109 202H107L109 204ZM121 201H119L118 203H120ZM126 204H127V201H125ZM123 202V203H125ZM12 203H13V200H12ZM49 203V204H51ZM62 203V202H61ZM9 204H11V202H9ZM15 204V203H14ZM66 204V203H65ZM72 204V203H71ZM133 204V203H132ZM13 205V204H11ZM53 205V204H52ZM68 205V203L66 204ZM109 205H112L111 203ZM108 205V206H109ZM50 206V205H49ZM58 206V205H57ZM83 206V205H81ZM86 206V205H85ZM125 206V204H124ZM128 206L129 203H128ZM249 206V207H248ZM66 207V206H65ZM78 207V208H76ZM133 207V206H132ZM53 208V207H52ZM61 208V206H60ZM59 208V209H60ZM63 208V207H62ZM90 210L88 214H86V211L85 210ZM103 208V209H101ZM124 208V207H123ZM122 208V209H123ZM58 209V211H59ZM117 209V208H116ZM120 209V207H119ZM65 210V208H64ZM114 210V211H113ZM130 210V209H129ZM223 210V211H222ZM225 210V211H224ZM57 211V212H58ZM59 211V212H60ZM101 212V213H98V212ZM221 211L223 212V214H221ZM253 211V210H252ZM54 212V211H53ZM134 212V211H133ZM203 214L201 217H199L200 219H198V216L201 215V213ZM255 213V211H253ZM65 213V214H64ZM92 213V215H93ZM122 214V213H121ZM131 213H129L130 215ZM133 214V213H132ZM199 214V215H198ZM249 214V213H247ZM256 214V213H255ZM88 215V216H87ZM120 215V214H119ZM128 215V214H127ZM94 216V217H95ZM113 216V217H112ZM122 216V215H121ZM120 216V217H121ZM90 217V216H89ZM119 219H122L120 218ZM127 217L129 218V216H125V218L127 219ZM202 219V220H201ZM246 219H248V221L246 222ZM124 220V218H123ZM200 220V221H199ZM122 223V221H120ZM125 222V221H124ZM123 222V223H124ZM127 222V221H126ZM255 223H257L255 225ZM250 224H252L253 226H257V228L253 227L252 225L250 226ZM125 225V223H124ZM54 226H58V229L57 231H53V227ZM263 228V229H262ZM65 232H67L66 236H65ZM261 235V236H259ZM263 235V237H262ZM259 236V238H258ZM261 237V238H260ZM258 238V240H257ZM261 239V240H260ZM257 240V241H256ZM115 248H113V247ZM116 249V250H115ZM196 255V256H194ZM237 260V261H236Z\"/></svg>",
    "mask_w": 264,
    "mask_h": 264
},
{
    "label": "built area",
    "instance_id": "3",
    "mask_svg": "<svg viewBox=\"0 0 264 264\" xmlns=\"http://www.w3.org/2000/svg\"><path fill=\"white\" fill-rule=\"evenodd\" d=\"M142 23H143L147 28H152L154 22L151 20V18H145V19L142 21ZM145 32L148 33L149 31L145 30ZM237 63H238V62H237ZM200 72H201V74H203V75H206V74H207V73L204 72V71H200Z\"/></svg>",
    "mask_w": 264,
    "mask_h": 264
},
{
    "label": "crops",
    "instance_id": "4",
    "mask_svg": "<svg viewBox=\"0 0 264 264\" xmlns=\"http://www.w3.org/2000/svg\"><path fill=\"white\" fill-rule=\"evenodd\" d=\"M264 46V33L262 32V48Z\"/></svg>",
    "mask_w": 264,
    "mask_h": 264
}]
</instances>
